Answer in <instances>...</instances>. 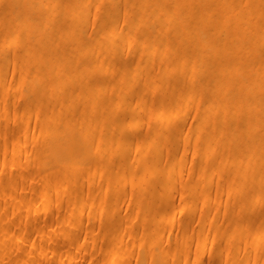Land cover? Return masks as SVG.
Wrapping results in <instances>:
<instances>
[{
	"label": "bare ground",
	"instance_id": "bare-ground-1",
	"mask_svg": "<svg viewBox=\"0 0 264 264\" xmlns=\"http://www.w3.org/2000/svg\"><path fill=\"white\" fill-rule=\"evenodd\" d=\"M0 30V111L21 101L12 120L22 126L10 136L18 147L8 158L18 164L15 172L8 167V183L24 177L21 160L33 166L36 178L15 198L17 209L28 204L35 188L42 194L40 207L55 184L73 187L89 163L121 153V166L107 171L99 196L110 197L114 207L120 183L128 182L133 193H141L136 211L147 215L136 233L130 218L116 220L130 241L118 245L109 233L108 258L123 260L135 251L133 264H180L182 241L164 245L156 229L162 235L169 220L189 213L165 193L174 184L169 174L181 160L182 140L197 152L200 170L228 168L224 196L237 199L222 206L229 218L224 237L245 230L264 238V231H253L264 228V0H0ZM132 90L133 97L125 99ZM142 100H149L156 125L140 136L132 153ZM189 106L195 121L185 128L180 113ZM31 123L37 128L31 137L40 140L27 142L30 151L22 153ZM165 151L167 174L157 166ZM216 151L220 156L212 157ZM245 190L252 193L242 196ZM214 196L201 191L193 199L201 204L202 219L209 209L201 202ZM70 198V216L80 214L83 192ZM5 204L3 198L0 210ZM44 229L38 228L39 243L45 241ZM8 234L0 216L4 244Z\"/></svg>",
	"mask_w": 264,
	"mask_h": 264
},
{
	"label": "rangeland",
	"instance_id": "rangeland-1",
	"mask_svg": "<svg viewBox=\"0 0 264 264\" xmlns=\"http://www.w3.org/2000/svg\"><path fill=\"white\" fill-rule=\"evenodd\" d=\"M1 33V30H0ZM12 50H9L11 53ZM130 60L135 59V54H129ZM14 69L10 68L7 73L9 79ZM143 74V73H142ZM113 74L109 73L108 78ZM141 78V77H140ZM140 81V80H139ZM48 85V82H45ZM8 91V90H7ZM54 92L52 96H55ZM133 90L125 95V99L132 98ZM137 104V108L144 112L138 122L135 131L136 142L130 145V152H134L140 144L139 139L145 132L154 128L156 123L152 121V114L148 111L149 100H142ZM4 99L0 97V110ZM141 101H139L140 103ZM21 106V101L16 100L8 109L7 113L0 111L1 127L0 130V202L4 198L5 206L0 210V216L9 225V234L4 244L0 238V264H133L136 252L123 254V260L114 256L108 258L109 243L107 235L112 234L118 245H126L128 241L127 229H119L116 220L130 218L134 232H139L147 215L146 210L136 211L135 203L140 198L141 193L132 192L130 183H120V196L115 201L114 207H110L112 201L107 195L100 198L99 193L103 190L107 171L111 168L118 169L121 166L122 155H106L96 163H89L88 166L79 172L78 182L73 187L63 186L54 187L45 196V202L40 207L42 194L40 189L35 188L30 193L28 204L17 209L15 198L19 197L28 187L36 182L33 166L29 167L22 164L23 178L14 185H9L8 174L10 168L15 172L18 163L9 161V156L18 147L11 143V137L20 130L22 124L12 120L13 115ZM193 106L181 112L180 120L186 128L192 124ZM123 111V108L120 112ZM120 112L114 113L119 115ZM178 117L171 120L176 123ZM4 131L5 134L2 133ZM32 133H37L36 124L31 123L28 129V138L21 142L19 149L22 153H29V143L38 142L40 137H31ZM12 134V135H11ZM11 136V137H10ZM181 160H176L177 170L169 174L174 180V184L165 193L171 194L175 202L185 204L189 213L186 215L177 214L175 219L169 220L162 235H156L164 245H173L182 241L185 249L178 254L180 264H262L264 263V238L257 239L254 234L248 235L245 230H238L231 233L234 237L226 239L224 232L229 223V218L222 211L224 204L231 205L236 201V197H225L227 191V167L217 170L210 167L199 169L200 157L197 152L193 153L192 146L186 141H179ZM209 153V152H208ZM212 157L220 156V151ZM169 153L164 152L158 160L157 166L160 167L159 173H168L167 164L169 163ZM5 166L2 167L1 164ZM225 165H230L226 163ZM224 165V166H225ZM163 170V171H162ZM197 170L202 174L199 175ZM188 173H197L188 178ZM144 177H150L151 172L144 171ZM115 182L114 180H112ZM141 181V180H140ZM202 181L200 185L198 182ZM61 190V195H56V190ZM201 191L216 194L209 200L203 201L209 209L208 217L202 219L198 208L201 204L194 205L193 199ZM75 192H83L80 214L70 216L71 198ZM252 190H245L242 196H249ZM92 202V207L87 208L86 203ZM218 208V210H216ZM259 209V208H258ZM257 209V210H258ZM256 210V211H257ZM254 214H250L249 217ZM90 216V219H88ZM159 215H155L158 220ZM45 225L43 236L45 241L39 243L38 228ZM20 230V232H19ZM256 231H264V228H254ZM186 239L182 240V236ZM203 241V244H201ZM31 244L33 246L31 247ZM260 250L255 251V248Z\"/></svg>",
	"mask_w": 264,
	"mask_h": 264
}]
</instances>
